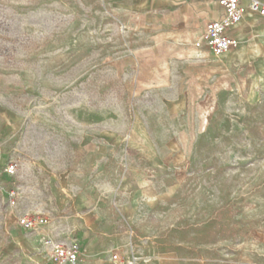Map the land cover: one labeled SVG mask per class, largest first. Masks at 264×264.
<instances>
[{
  "label": "rangeland",
  "instance_id": "1",
  "mask_svg": "<svg viewBox=\"0 0 264 264\" xmlns=\"http://www.w3.org/2000/svg\"><path fill=\"white\" fill-rule=\"evenodd\" d=\"M215 10L0 0V264H56L48 234L111 263L264 264V43L214 55Z\"/></svg>",
  "mask_w": 264,
  "mask_h": 264
},
{
  "label": "built area",
  "instance_id": "2",
  "mask_svg": "<svg viewBox=\"0 0 264 264\" xmlns=\"http://www.w3.org/2000/svg\"><path fill=\"white\" fill-rule=\"evenodd\" d=\"M216 4L221 9V17L206 23L202 39L207 49L214 55H223L233 51L237 46V40L230 35V30L243 19L246 11L264 18V3L260 0H217ZM13 170V166H10L8 172L13 173ZM18 223L25 231L34 232L43 228L46 221L43 218L24 215L18 219ZM42 243L56 264L79 262L80 252L72 243L49 234L43 238ZM110 259L112 264H137V259L133 255L126 263L116 254L111 255Z\"/></svg>",
  "mask_w": 264,
  "mask_h": 264
},
{
  "label": "crops",
  "instance_id": "3",
  "mask_svg": "<svg viewBox=\"0 0 264 264\" xmlns=\"http://www.w3.org/2000/svg\"><path fill=\"white\" fill-rule=\"evenodd\" d=\"M216 1L217 0H213L216 7L215 14L211 15L203 24L202 32L206 23L221 17V9L217 6ZM260 1L264 3V0ZM230 35L239 43L238 48L233 52H236L238 55H243L241 43H264V18L246 11L243 19L230 30ZM42 231L47 234L49 233V230ZM76 240L84 246L83 253L80 255L77 264H112L107 259L108 253L105 247H99L93 241H88L87 237L79 234H76Z\"/></svg>",
  "mask_w": 264,
  "mask_h": 264
},
{
  "label": "bare ground",
  "instance_id": "4",
  "mask_svg": "<svg viewBox=\"0 0 264 264\" xmlns=\"http://www.w3.org/2000/svg\"><path fill=\"white\" fill-rule=\"evenodd\" d=\"M238 46H239V43H238V41H237V46H236V48L233 50V51H235L237 48H238ZM233 51H231V52H233ZM231 52H229V53H231ZM225 54H227V53H225ZM224 55V54H223Z\"/></svg>",
  "mask_w": 264,
  "mask_h": 264
}]
</instances>
